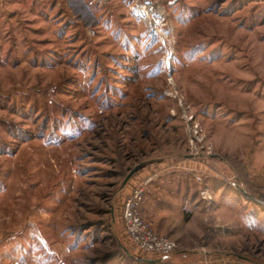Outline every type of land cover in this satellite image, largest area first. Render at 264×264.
<instances>
[{
    "label": "rangeland",
    "instance_id": "obj_1",
    "mask_svg": "<svg viewBox=\"0 0 264 264\" xmlns=\"http://www.w3.org/2000/svg\"><path fill=\"white\" fill-rule=\"evenodd\" d=\"M57 3L0 33V264H151L166 178L159 264H264V0Z\"/></svg>",
    "mask_w": 264,
    "mask_h": 264
},
{
    "label": "built area",
    "instance_id": "obj_2",
    "mask_svg": "<svg viewBox=\"0 0 264 264\" xmlns=\"http://www.w3.org/2000/svg\"><path fill=\"white\" fill-rule=\"evenodd\" d=\"M148 181L136 184L125 198L121 208V222L125 234L137 249L163 256L173 253L177 244L169 237L157 234L151 223L143 218L141 205Z\"/></svg>",
    "mask_w": 264,
    "mask_h": 264
},
{
    "label": "crops",
    "instance_id": "obj_3",
    "mask_svg": "<svg viewBox=\"0 0 264 264\" xmlns=\"http://www.w3.org/2000/svg\"><path fill=\"white\" fill-rule=\"evenodd\" d=\"M53 2H58L56 6L59 7L60 4H63L64 6L67 2H69V0H0V33L3 31V26L6 24L11 25L14 22H17L18 20L26 21V20L40 19L49 13H51V15L52 13H56V8L52 7ZM244 167L246 169L247 179H248L249 173L245 165ZM173 179L166 178L164 180H160L159 183H154L153 185L149 183L147 185L149 186V188L147 189L148 191L145 192L143 203L141 205V212L144 218L152 219L154 217L152 211H149V203H147L149 199H152V197L150 196H153L154 199L157 198L156 192L153 189H161V190L167 189V187L163 185L168 186L169 181ZM171 188L172 190H170ZM170 189H169V193L166 194H169L171 196L170 204L172 205V207L173 205L175 207V205L177 206L179 204L178 192L180 190L178 192L176 191L177 194L176 196V194L173 192L174 185L170 186ZM188 197L189 194L187 193V191L184 192L183 196L181 197V199H184V201H182V204H186ZM144 201L146 202L144 203ZM155 215L157 216V213H155Z\"/></svg>",
    "mask_w": 264,
    "mask_h": 264
},
{
    "label": "water",
    "instance_id": "obj_4",
    "mask_svg": "<svg viewBox=\"0 0 264 264\" xmlns=\"http://www.w3.org/2000/svg\"><path fill=\"white\" fill-rule=\"evenodd\" d=\"M205 157H211L210 155H204ZM220 160H222L220 158ZM234 185H236V187L238 188V190L241 192V194L243 196H245L246 198L248 199H251V196L250 194L246 191V189L243 187L242 184H239V183H235ZM170 255V254H169ZM169 255H163V256H157L156 258H149V259H143V260H147L149 261L151 264H159V263H162L164 262V260H166Z\"/></svg>",
    "mask_w": 264,
    "mask_h": 264
},
{
    "label": "trees",
    "instance_id": "obj_5",
    "mask_svg": "<svg viewBox=\"0 0 264 264\" xmlns=\"http://www.w3.org/2000/svg\"><path fill=\"white\" fill-rule=\"evenodd\" d=\"M236 160V159H235ZM236 163H237V166L239 167V169H237L238 171V174L239 175H242V173H244V176H243V179H244V182H246L247 184H249V182H247V172H246V169H245V167L243 166V164L240 162V161H237L236 160ZM241 171H242V173H241ZM250 186H252V184H249ZM250 189H252V188H250Z\"/></svg>",
    "mask_w": 264,
    "mask_h": 264
},
{
    "label": "bare ground",
    "instance_id": "obj_6",
    "mask_svg": "<svg viewBox=\"0 0 264 264\" xmlns=\"http://www.w3.org/2000/svg\"><path fill=\"white\" fill-rule=\"evenodd\" d=\"M147 10V8H145V11ZM145 13V12H144ZM147 15V14H146ZM148 20H147V22H148V25L150 24V19L149 18H147ZM152 21V20H151Z\"/></svg>",
    "mask_w": 264,
    "mask_h": 264
}]
</instances>
